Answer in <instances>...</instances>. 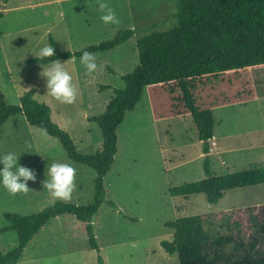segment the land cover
Listing matches in <instances>:
<instances>
[{
	"label": "rangeland",
	"instance_id": "374dc122",
	"mask_svg": "<svg viewBox=\"0 0 264 264\" xmlns=\"http://www.w3.org/2000/svg\"><path fill=\"white\" fill-rule=\"evenodd\" d=\"M177 2L0 0V89L6 101L16 104L33 89L34 98L50 106L51 120L68 133L76 152L93 154L102 134L89 118L105 111L114 89L124 87L121 76L138 65L137 39L176 25ZM100 3L115 11L118 24L101 20ZM126 29L137 31L124 44L94 53L97 69L92 73L80 58L59 60L76 88L71 104L47 94V77L40 73L41 66L47 69L50 64L27 62L35 57L31 52L38 54L41 47L50 45L49 36L60 49L74 52L110 40ZM194 94L197 105L211 108L214 115L217 137L209 143L208 153L191 115L182 111L178 93L171 94L164 87L146 88L135 110L125 115L117 129V152L104 179V202L91 221L99 250L90 247L85 223L63 215L51 219L37 234L18 264H101L99 257L102 264H179L177 255H169L161 246V241L172 239L173 230L166 222L264 204V184L225 191L215 204L208 203L202 193H170L181 184L204 178L206 161L211 173L219 176L249 168L252 155L260 151L254 146L260 139L256 136L236 132L222 139L219 133L224 128L219 124L264 122V68L204 81L195 86ZM258 111L263 112L261 117L256 116ZM8 151L21 154L19 163L31 169L36 179L27 181V193L13 195L0 187V229L8 225L5 213L30 215L56 201L78 205L92 201L95 171L69 159L57 138L30 125L21 114L11 116L0 129V153ZM53 162L76 169L70 199L53 198L43 188ZM16 242L15 232L0 231V251L11 250Z\"/></svg>",
	"mask_w": 264,
	"mask_h": 264
},
{
	"label": "trees",
	"instance_id": "16d2710c",
	"mask_svg": "<svg viewBox=\"0 0 264 264\" xmlns=\"http://www.w3.org/2000/svg\"><path fill=\"white\" fill-rule=\"evenodd\" d=\"M8 2L10 0H1ZM176 25L167 31H155L137 39L138 65L122 75L124 87L99 116L89 118L97 124L102 141L91 155L76 152L68 133L51 120V109L28 90L19 102L10 104L0 89V129L11 117L21 114L26 121L59 140L72 161L93 169L94 194L86 205L56 201L52 206L30 215L5 213L8 225L1 232L16 233L15 247L0 251V264H18L25 248L37 234L59 216H74L86 224L85 232L92 249L99 250L91 221L104 202V179L117 152V129L128 112L134 111L146 88L164 87L178 93L182 111L189 113L205 153L213 138L214 115L211 108L198 106L194 89L204 81L264 68V0H178ZM137 30H120L98 45L71 52L60 49L49 36L55 56L28 58L27 62L48 65L55 59L80 58L83 51L99 53L124 44ZM205 177L170 190L174 196L202 193L210 204L235 188L264 183V165L223 175H213L208 162ZM114 205L113 202H109ZM172 239L161 241L169 255L176 254L179 264H264V204L218 213L180 217L166 222ZM102 264V259L98 258Z\"/></svg>",
	"mask_w": 264,
	"mask_h": 264
},
{
	"label": "clouds",
	"instance_id": "9594fccd",
	"mask_svg": "<svg viewBox=\"0 0 264 264\" xmlns=\"http://www.w3.org/2000/svg\"><path fill=\"white\" fill-rule=\"evenodd\" d=\"M99 8L104 14L101 20L105 24H118L119 20L115 11L107 3H100ZM31 52V51H30ZM35 57L40 59L55 56V50L52 45L41 47L37 53L31 52ZM80 62L84 65L89 73L97 69L96 56L89 51H83L80 56ZM41 76L47 77L46 87L47 94L53 98L65 103H73L76 98V88L72 83V75L65 69L64 63L55 59L50 66L45 69L42 67ZM21 154L15 151L0 153V187L6 189L10 194L27 193L29 190L27 181H35L36 177L33 171L19 163ZM76 169L68 163L53 162L47 170V180L43 182L49 194L56 199H70L71 193L75 187L74 178Z\"/></svg>",
	"mask_w": 264,
	"mask_h": 264
},
{
	"label": "crops",
	"instance_id": "0c3cea01",
	"mask_svg": "<svg viewBox=\"0 0 264 264\" xmlns=\"http://www.w3.org/2000/svg\"><path fill=\"white\" fill-rule=\"evenodd\" d=\"M263 114L262 111H258L257 117H261ZM249 122H241V123H234L233 126L226 125L224 123L219 124V128H224V130L219 133L221 135L222 139H228L230 137H233L236 132H239L237 134L244 135V136H256L257 138H260L259 141L256 142V145H254L256 148H260V151H258V154H253L250 163V166H261L264 165V122L259 120H248ZM232 129H239V131H233ZM213 139L217 137V134H215V131L213 132ZM263 136V137H262ZM262 137V138H261ZM263 147V148H262ZM256 156V157H255ZM255 159L257 161H255ZM262 161V162H260ZM264 184V183H263ZM263 184L254 185V187H260Z\"/></svg>",
	"mask_w": 264,
	"mask_h": 264
}]
</instances>
